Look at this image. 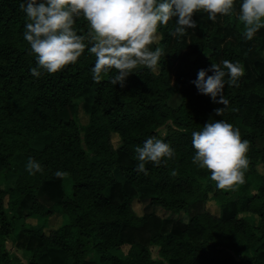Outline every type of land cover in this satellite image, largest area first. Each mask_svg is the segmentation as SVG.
<instances>
[{
    "label": "trees",
    "instance_id": "trees-1",
    "mask_svg": "<svg viewBox=\"0 0 264 264\" xmlns=\"http://www.w3.org/2000/svg\"><path fill=\"white\" fill-rule=\"evenodd\" d=\"M19 3L0 0V264H23L7 246L21 218L17 210L25 212L27 264H264V28L244 40L236 15L242 0L215 23L199 10L198 27L184 36L169 34L175 18L158 25L159 41L150 45L164 49L157 69L140 66L123 88L109 82L114 72L92 80L96 57L87 50L55 74L32 76L36 60L23 37ZM88 28L82 16L75 20L78 34ZM222 59L238 61L245 73L238 86L225 87L229 105L220 117L214 109L223 105L192 81ZM210 119L225 120L249 141L244 184L218 189L209 170L192 163V132ZM153 135L175 154L166 165L146 164L145 175L136 170L135 148ZM19 155L25 165L35 159L43 172L17 170ZM58 170L66 173L62 179ZM142 190L150 194L139 215L133 203ZM59 217L65 220L57 227L41 222Z\"/></svg>",
    "mask_w": 264,
    "mask_h": 264
},
{
    "label": "clouds",
    "instance_id": "clouds-1",
    "mask_svg": "<svg viewBox=\"0 0 264 264\" xmlns=\"http://www.w3.org/2000/svg\"><path fill=\"white\" fill-rule=\"evenodd\" d=\"M19 9L26 21L23 37L36 60V67L30 69L32 76L55 74L76 63L87 50L96 57L92 80L99 83L102 74L114 72L109 82L121 88L139 66L157 69L164 49L157 46L153 50L149 45L155 40L158 25H167L175 18L174 30L169 34L179 37L198 27L193 15L199 10L206 12L213 23L218 14L227 16L236 11L234 0H20ZM236 15L243 25L244 40H253L264 28V0H242ZM81 16L89 23L86 34L74 29L75 20ZM207 71L200 69L192 83L200 94L223 105L214 109L221 117L229 105L225 87L238 86L245 70L238 61L222 59L218 64L211 63ZM192 145V163L209 170L218 189L245 183L250 145L247 139H241L238 128L223 119H210L200 131L192 132ZM135 153L136 170L145 175L146 164L166 165L175 154L170 144L155 135L137 146ZM25 168L30 175L43 172L41 164L31 157ZM54 175L62 179L66 173L58 170Z\"/></svg>",
    "mask_w": 264,
    "mask_h": 264
},
{
    "label": "rangeland",
    "instance_id": "rangeland-1",
    "mask_svg": "<svg viewBox=\"0 0 264 264\" xmlns=\"http://www.w3.org/2000/svg\"><path fill=\"white\" fill-rule=\"evenodd\" d=\"M155 41L158 42L159 41V35L156 33V37H155ZM149 47L152 49V47L149 45ZM140 67V66H139ZM138 67V68H139ZM137 68V69H138ZM135 69V70H137ZM88 100V96L86 97V101ZM81 101V100H80ZM78 101V102H80ZM76 106H73L71 108V111L68 113L69 116L75 115V111H76ZM79 115H80V122L82 124H86L88 122V115L84 112V110H82V108L79 109ZM114 143L115 144H118L119 143V138L117 137V135H114ZM262 145H264V141L261 142ZM14 166L17 170L19 171H22L24 170L25 168V158L23 156H17L15 162H14ZM259 170L264 173V167L263 166H259ZM15 179H16V175L13 174V172H10L9 174V178L7 180V186L8 187H13L14 186V183H15ZM66 189H67V193L68 194H71L72 193V187H71V183L69 181L66 182ZM150 192L146 191V190H142L140 192V196L138 199H136L133 203V206H134V209L135 211L141 215L143 214V212L145 211V207H146V199L148 198ZM114 196V199H116L119 195V192H115V194H113ZM58 196H59V188H57V190H53L50 194H49V200L51 202H56L57 199H58ZM6 200V203H8L9 201V198L8 196L5 198ZM8 209H9V206L7 205ZM208 208L209 210L218 215L219 212H220V209L219 207L217 206V204L214 202V201H210L209 204H208ZM15 213H17L21 218L20 220L17 222V229H16V232H15V235L14 237L7 242V246L9 248V250L11 251V253H13V255H15V257H17L18 259H20L22 261L23 264H27L28 260H27V255L25 253V249H24V246H25V243H26V236L23 235L21 233V229H22V224H23V216L25 215V212L24 211H21V210H17ZM62 220H65L62 218ZM62 220L61 218H57V219H53L51 218L50 220L49 219H43L41 220V222L46 225L47 227L50 226V223L52 224L50 227L52 226H59L61 225L62 223ZM32 224H37L38 221L36 219H30L29 220ZM187 220H184L183 223H186ZM49 228H47L48 230ZM153 255L154 256H157V248H153ZM120 255L124 256L123 253H120Z\"/></svg>",
    "mask_w": 264,
    "mask_h": 264
}]
</instances>
